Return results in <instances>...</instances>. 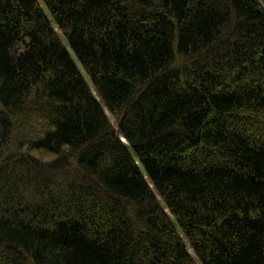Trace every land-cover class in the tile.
Segmentation results:
<instances>
[{
    "label": "trees",
    "instance_id": "1",
    "mask_svg": "<svg viewBox=\"0 0 264 264\" xmlns=\"http://www.w3.org/2000/svg\"><path fill=\"white\" fill-rule=\"evenodd\" d=\"M0 264H264V0H0Z\"/></svg>",
    "mask_w": 264,
    "mask_h": 264
},
{
    "label": "rangeland",
    "instance_id": "2",
    "mask_svg": "<svg viewBox=\"0 0 264 264\" xmlns=\"http://www.w3.org/2000/svg\"><path fill=\"white\" fill-rule=\"evenodd\" d=\"M93 88V87H92ZM96 94V92H94ZM97 95V94H96ZM105 108V111H106V114L109 116V118L111 119L113 125L117 128L118 130V127H117V123L115 121V118L112 116V114L110 113L109 109L107 107H104Z\"/></svg>",
    "mask_w": 264,
    "mask_h": 264
},
{
    "label": "water",
    "instance_id": "3",
    "mask_svg": "<svg viewBox=\"0 0 264 264\" xmlns=\"http://www.w3.org/2000/svg\"><path fill=\"white\" fill-rule=\"evenodd\" d=\"M122 138V140L124 141V142H126V140H125V138L124 137H121Z\"/></svg>",
    "mask_w": 264,
    "mask_h": 264
}]
</instances>
